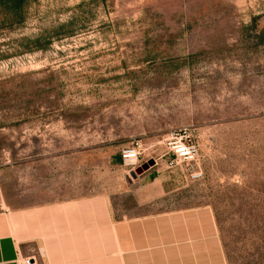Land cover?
<instances>
[{"label":"rangeland","instance_id":"1","mask_svg":"<svg viewBox=\"0 0 264 264\" xmlns=\"http://www.w3.org/2000/svg\"><path fill=\"white\" fill-rule=\"evenodd\" d=\"M174 131L191 161L167 154ZM136 141L158 163L147 177L120 161ZM194 208L212 213L220 261L264 264V0H29L17 24L0 12V212L41 233L59 217L52 236L92 242L61 263L118 264L107 227ZM43 251L26 244L34 264H51Z\"/></svg>","mask_w":264,"mask_h":264},{"label":"crops","instance_id":"2","mask_svg":"<svg viewBox=\"0 0 264 264\" xmlns=\"http://www.w3.org/2000/svg\"><path fill=\"white\" fill-rule=\"evenodd\" d=\"M148 172L147 170L145 173L146 177L150 175ZM64 207L67 210H91V207L85 204ZM12 213L16 211L0 212V264H20V259L31 257L26 253V244L35 241L36 238L43 240L45 256L51 264H81L79 261L77 263L69 260L64 263L61 261L68 259L67 254L71 257V254H79L82 249H89L92 242H83L81 233L72 234L74 230L67 232V235L72 234L73 236H52L53 229L59 228L61 218L51 217L50 224L44 226H49L51 230L41 233L40 226L34 224L36 221H24L26 214L18 213L22 218H16ZM78 220L82 225L87 222L84 214L78 216ZM67 221L71 222L69 218ZM104 223L107 227V221ZM105 231H110V234L114 236L115 252L120 260L118 264H224L222 260L220 261L221 254L213 216L206 208L173 211L156 216L118 221L109 226V229L107 227ZM45 232H49L51 237L49 238ZM54 238L62 240V243L60 245L59 242L55 243ZM92 238L95 237L92 236ZM70 243H73V250L67 248ZM88 260L82 264H87ZM91 262L92 260L88 264Z\"/></svg>","mask_w":264,"mask_h":264},{"label":"built area","instance_id":"3","mask_svg":"<svg viewBox=\"0 0 264 264\" xmlns=\"http://www.w3.org/2000/svg\"><path fill=\"white\" fill-rule=\"evenodd\" d=\"M165 145L167 147V154L171 155L172 161H191L196 153L195 145L187 140V136L181 131L172 132L169 137L165 139ZM144 151L142 144L136 141L120 151L121 164L128 169V171H134L150 159V157L144 159ZM152 160L154 161V166L158 165L156 159L153 158ZM200 174V172H194L193 176L197 177L200 176ZM34 263L32 257H27L23 259L22 264Z\"/></svg>","mask_w":264,"mask_h":264},{"label":"trees","instance_id":"4","mask_svg":"<svg viewBox=\"0 0 264 264\" xmlns=\"http://www.w3.org/2000/svg\"><path fill=\"white\" fill-rule=\"evenodd\" d=\"M29 0H0V12L9 24H17L24 19V9Z\"/></svg>","mask_w":264,"mask_h":264},{"label":"water","instance_id":"5","mask_svg":"<svg viewBox=\"0 0 264 264\" xmlns=\"http://www.w3.org/2000/svg\"><path fill=\"white\" fill-rule=\"evenodd\" d=\"M154 166V161L153 160H148L147 162L143 163L140 167L135 169L134 171L131 172V175L133 177H136L137 175H141L147 170H149L151 167Z\"/></svg>","mask_w":264,"mask_h":264},{"label":"bare ground","instance_id":"6","mask_svg":"<svg viewBox=\"0 0 264 264\" xmlns=\"http://www.w3.org/2000/svg\"><path fill=\"white\" fill-rule=\"evenodd\" d=\"M43 255H45V252L43 251ZM20 263H22V261L20 260Z\"/></svg>","mask_w":264,"mask_h":264}]
</instances>
